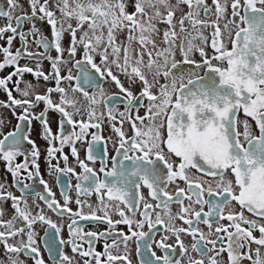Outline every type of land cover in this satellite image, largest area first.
Returning a JSON list of instances; mask_svg holds the SVG:
<instances>
[{"label":"snow or ice","instance_id":"snow-or-ice-1","mask_svg":"<svg viewBox=\"0 0 264 264\" xmlns=\"http://www.w3.org/2000/svg\"><path fill=\"white\" fill-rule=\"evenodd\" d=\"M6 4L7 11L0 9L7 20L0 27V39L6 38L0 71H13L0 77L7 96L0 107L17 123L5 133L10 121L0 117V161L21 195L0 183V202L11 201L14 209L4 220L0 208L6 257L0 264H47L41 242L51 264H80L64 247L83 258L82 264H133L130 246L138 264H183L185 257L186 264H264V0H28L30 12L22 15H14L18 0ZM23 23L29 24L27 31L21 30ZM17 37L20 46L13 52ZM33 43L43 51H31ZM53 50L56 56L49 54ZM22 59L36 61L35 67L21 65ZM25 74L51 86L37 91ZM105 83L118 91L107 94ZM49 112L58 115L56 133ZM33 121L47 144V171L61 187L62 203L41 176ZM105 122L113 134L108 137L102 134ZM78 143L85 146V159ZM66 147L81 172L69 164ZM18 157L23 163H16ZM86 161H99L100 167ZM93 194L95 204L89 200ZM28 195L67 217L68 239L57 242L65 225L39 204L34 214ZM81 221L108 227L85 231ZM37 224L46 226L43 237ZM173 239L175 245L168 242ZM100 240L103 251L95 247Z\"/></svg>","mask_w":264,"mask_h":264},{"label":"flooded vegetation","instance_id":"flooded-vegetation-1","mask_svg":"<svg viewBox=\"0 0 264 264\" xmlns=\"http://www.w3.org/2000/svg\"><path fill=\"white\" fill-rule=\"evenodd\" d=\"M174 2H175V0H173V3ZM18 3L20 5V7L15 9L14 15H22L24 12H30L28 0H18ZM209 3H211V0H209ZM0 9H3L5 11L8 10V6L6 4V0H0ZM128 10L130 12L134 10V8L131 6V3H130V6H129ZM183 10L187 11V8L184 7ZM177 15L179 16L180 13L178 12ZM6 23H7V20L5 18H3V17H0V27L4 26ZM36 24H37V27H39V28H41L43 30L45 35H49L50 36V33H49L48 28H47L46 25H42L39 21H36ZM13 25L15 26V21H13ZM161 27H163V26H161ZM28 29H29V24L28 23H23V26H22L21 30L27 31ZM205 34H207V33H205ZM7 35H11V33H6L5 37ZM30 40H31V38H30ZM0 45H5L6 46V38L5 39H0ZM67 45H68V38L66 37L65 41H64V46L67 47ZM19 46H20V41H19V37H17L13 41L12 51L15 52L16 48L19 47ZM30 50L31 51H43V49H39L34 43L31 44ZM49 54L52 55V56H56L57 55V53L54 50L51 51ZM65 55H67V53H65ZM77 58H79V56ZM176 58L180 59L179 54H177ZM198 58L199 57H197V59ZM2 59H3L2 54H0V60H2ZM41 63H42V66H43V71H45V73H48L50 71V63H49V61L45 59V60H42ZM20 64L21 65L28 64L31 67H35L36 61L22 59L20 61ZM67 67H71V65H68ZM11 71H13V69L11 67H6L4 70L0 71V77L7 76ZM66 72H67V68H62V75L66 74ZM16 79H17L16 77H13L14 81ZM24 80L25 81H30L33 84H36L37 85V91H40V92H43L45 87L51 86L50 84H46V82L43 81V80H40L39 83L37 84V81L34 79V77L31 74H25ZM163 82L164 81L161 80V83H163ZM125 85L127 86V81H125ZM23 86L24 85L21 84V87H23ZM64 86L67 87V84H65ZM12 87H13V85L9 84V88H12ZM103 87H104L106 93L109 94V95H111L112 93H115V92L118 91L113 85H110V84H107V83H105L103 85ZM133 91L138 93L140 91L139 85H136L133 88ZM153 91L155 92L156 89L154 88ZM13 95L17 96V98H19V94L16 93L15 91L13 92ZM53 98L55 99V94L53 95ZM6 100H7L6 94L2 90H0V101H6ZM145 103H147V101H145ZM43 107H44L43 104L39 105V107L36 109V111L39 112L40 110L43 109ZM98 110L99 111L104 110L103 106H101V108L98 109ZM120 110H123V105L122 104L120 105ZM17 112H19V109H17ZM143 114H144V109L141 108L140 109V115H143ZM0 117L6 118V121H10V123H7L6 127L3 129V131L5 133L10 131V130H12L14 128V126L16 125V123H17L16 119L12 115V112L9 109H7V108L0 107ZM240 117H241V119L243 118V113L240 114ZM48 118H49L50 127H51L53 133H56L57 129H58V115L55 112H49L48 113ZM124 128L128 131V134L131 135V130L129 129V126L127 124L124 125ZM39 132H40L39 124L36 121H33L32 139L35 140V142L38 145V147L40 149V152H41V156H40V159L38 161L39 164H40L41 176L43 177L44 180H46L48 182L49 187L56 194L55 198L62 203L63 202V198H62V196L60 194L61 193V187H60V185L57 184L55 176L54 175H50L49 172L47 171V167L48 166H47V162H46V153H45V149L47 147V144H46V142L43 139L40 138ZM102 134L105 137L113 135L112 132H111V128L109 127V124L107 122H105V124L103 125ZM76 146H77V148L79 150L80 158L81 159H85V146L82 145V144H79V143ZM29 147L30 146L25 144V148L26 149L29 148ZM64 152L66 154H69V164L72 167H74L78 173L81 172V169L76 165L75 159L73 157H71L69 149L67 147L64 149ZM108 153H109V156L114 154V151H113L111 143L108 144ZM23 161H24L23 157H18L17 160H16V163H23ZM52 163H56V161H53ZM87 163H89L90 167H94L96 169H98L100 167L99 161H97L95 163V165H93L91 162H87ZM60 165H61V167L64 166L62 160L60 161ZM26 175H27L26 172H23V171L21 172V176L22 177H26ZM67 180H68V177H61L62 183H66ZM0 183L6 184L8 191H12L17 196L21 195V192L18 190V188L12 186L13 185V177H12V175L10 173L7 172L5 163L3 161H0ZM24 183L33 184V181L24 179ZM71 183H72V185H75V183H76L75 177L71 178ZM34 186H35V188L38 191H42L43 186L39 185L38 182ZM180 186L183 187L184 186L183 183H181ZM169 191H174V186L171 187L169 189ZM69 194L73 197V199H75V191H74V189H72L69 192ZM146 194H147V190H145V195ZM27 200H28V205H29V207L31 208V210H32V212L34 214L38 211V209L36 207V204H39L40 207L44 209L45 215L50 217L56 223L65 225V227L62 230V232L57 237V242L59 241V239H64V240L68 239V230H67L66 225H67V223L69 221H68L67 217H64L63 219H61L56 213L52 212L51 210H48L46 208V206L44 205V203L39 201V200H36V202L34 203L33 202L34 201V197L32 195H28L27 196ZM89 200H90L91 203L95 204L96 203L95 195L93 194L89 198ZM71 207L73 208V210L76 209V205L74 203L71 204ZM171 207H172V211L173 212H176L178 210V206L175 205V204H173ZM0 208H2L4 210V215H3L2 219L8 220V219L13 217L14 209L11 207V201L0 202ZM205 210H207V209H205ZM237 210H239V209L237 208ZM85 211H87V209H85ZM246 215H247V213H246ZM112 218L115 220V219H118L119 217L113 215ZM16 223H17V226H21V222L20 221H17ZM80 223L85 225V231H97V232H100V231H104L108 227L105 223L90 222V221L89 222L81 221ZM177 223H180V222L178 221ZM45 227L46 226L40 225V224L35 225V230L39 233L40 237L44 236V228ZM201 227L205 231H207L206 226L201 225ZM117 229L118 230L119 229H123L125 232L127 231V228L124 225H118ZM159 238H160V233H158L157 236H156V239H159ZM183 239L185 240V244L186 245L190 243V238L183 237ZM9 242L13 243L14 241L10 240ZM108 242L111 243V240H109ZM168 242L170 244L175 245L174 239L173 240H169ZM85 247H87L86 244H85ZM95 247H96L97 251H103V241L102 240L97 241ZM255 247L256 246L253 245V248H255ZM40 250H41V254L43 256V259L47 262V264H51V260L49 259V255H48L47 251L45 250L44 245H43L42 242L40 244ZM63 250L69 256H75V259L77 261H79L80 264H82V259L83 258H81L77 254H73L71 252V248L70 247H64ZM129 250H130V253H131L130 258L132 259L133 264H138L139 258L137 257V255L135 253L134 246H130ZM154 250H156L157 255H162V252L159 249H154ZM262 253H264V249H262ZM175 258H181V257L179 255H177ZM224 259L226 260V256L224 257ZM0 260H3V261L6 262V257L4 255V249H3L2 245H0ZM27 264H32V261L28 260ZM183 264H186V257L183 258ZM244 264H250V261L245 260Z\"/></svg>","mask_w":264,"mask_h":264}]
</instances>
